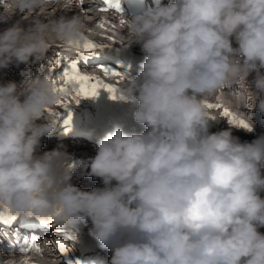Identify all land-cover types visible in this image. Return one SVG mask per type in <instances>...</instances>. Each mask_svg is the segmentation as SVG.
I'll return each mask as SVG.
<instances>
[{"label":"clouds","instance_id":"obj_1","mask_svg":"<svg viewBox=\"0 0 264 264\" xmlns=\"http://www.w3.org/2000/svg\"><path fill=\"white\" fill-rule=\"evenodd\" d=\"M93 2L0 0L8 25L0 69L39 61L50 68L53 47L92 34L91 9L81 5ZM121 20L120 43L139 45L143 59L137 75L113 86L141 130L112 123L88 162L103 186L83 190L71 183V156L39 151L55 125L37 121L67 99L54 91L62 79L0 83V210L51 216L61 228L90 221L110 264H264V135L241 142L231 129L210 132V118H219L207 106L243 87L248 108L264 114V0H155ZM243 120L254 129L250 116ZM6 236L16 243L14 232ZM39 248L0 252V264H43L50 249L44 241Z\"/></svg>","mask_w":264,"mask_h":264},{"label":"snow or ice","instance_id":"obj_2","mask_svg":"<svg viewBox=\"0 0 264 264\" xmlns=\"http://www.w3.org/2000/svg\"><path fill=\"white\" fill-rule=\"evenodd\" d=\"M81 6L82 8L86 9L85 4L82 3ZM94 8H97L101 12L115 10V12L122 14L120 0H102V6L98 5L94 6ZM120 23L122 24L123 21L121 20ZM100 24L103 26V21H100ZM101 47H104V45L94 43L89 39H84L82 42L69 43L67 47H61V50L55 54L54 60L50 62L52 66L49 68L50 70H61L60 74L56 76L62 79L63 84L57 88H54V91L70 97L72 100H75L76 104H78L82 98L95 97L98 95L99 89H104L111 94L113 99H117V89L113 85L104 83L98 77L85 74V72L82 70L87 67L82 66L81 61H86L87 58L92 55L93 49ZM99 70L102 71L105 76H121L119 72L109 69L99 68ZM53 83L55 84L56 81L54 80ZM58 105L62 108H68L70 106L69 103L65 102L64 100L58 101ZM207 106L209 109H220L222 107L220 104L213 103H210ZM221 115L226 117L231 124H234L238 127H249L243 119L238 118L227 108H223ZM70 121L71 112H69L68 119L65 120L64 123L70 124ZM14 219V214H11L6 210L0 212V222L7 224ZM41 220L45 223L49 221H55L51 216L41 217ZM55 245L62 254L69 250L67 245L59 239L55 241ZM25 251L36 252L38 254L41 253L40 248L35 243V238H33L32 243L28 245Z\"/></svg>","mask_w":264,"mask_h":264},{"label":"bare ground","instance_id":"obj_3","mask_svg":"<svg viewBox=\"0 0 264 264\" xmlns=\"http://www.w3.org/2000/svg\"><path fill=\"white\" fill-rule=\"evenodd\" d=\"M95 2V1H94ZM97 2V1H96ZM85 4H88V3H85ZM96 4V3H95ZM99 4V3H98ZM98 4H96V5H98ZM95 5V6H96ZM93 6V5H92ZM91 6V7H92ZM89 8V7H88ZM0 9H2V8H0ZM50 9V8H49ZM49 9H47V12H48V10ZM2 11H3V9H2ZM95 12H97L96 10H95ZM107 17H105V18H107V21L108 22H110L109 20H113V18L111 17V14L109 15H107V14H105ZM105 15H103V16H105ZM19 17H14L13 19L15 20V19H18ZM95 18H99V20H101L102 19V13L101 12H97V13H95V16H94V18L93 19H95ZM105 18H104V20H105ZM93 19L91 20V21H89V23H88V27H92L91 25H92V23H93ZM96 20V19H95ZM98 20V19H97ZM104 23V22H103ZM112 24V23H111ZM121 24V23H120ZM104 25H105V23H104ZM6 26H8V25H6ZM106 26V25H105ZM110 26V25H109ZM99 29V28H98ZM100 30H103L102 28H100ZM100 30H98V31H100ZM101 32V31H100ZM102 32H105V34H107V31H105V30H103ZM109 36H111L112 38H111V40L113 41V42H119V41H124L126 38H125V36L124 35H118V34H116V35H109ZM94 36L92 37V38H90V37H88V39H91V41L93 40L94 41ZM234 46H235V43H234ZM102 68H106V69H111L112 67L110 66V65H106V66H104V67H102ZM45 70V69H44ZM83 70V69H82ZM113 71V70H112ZM60 73V70L58 71V74ZM90 74L92 75V76H95V77H98L99 75H101V74H99V73H96L95 71H90ZM102 77H98L100 80H102L104 83H109V84H115V79H116V77H114V76H105V75H101ZM110 79H109V78ZM239 89V88H238ZM236 90V89H235ZM104 92V91H103ZM227 99L228 100H233L236 104H238V105H240V109H239V111L237 112V113H234L237 117H240L241 115H243L244 113H246L248 116H250L251 117V119L253 120V121H255L256 122V126L254 127V129H252V130H250L249 132H246L245 134H246V136H248V138H252V139H256L257 137H259V136H261V135H264L263 134V132L262 133H260L262 130L261 129H264V121L260 118V117H255V116H253L251 113L249 114V110L247 109V107L244 105V104H242V102L241 101H239L238 99H236V97H221L220 99H217V100H215L216 101V104H220V105H223L224 106V104H229V103H227ZM94 100H95V97H89V98H83V100L82 101H79V104H77V105H79V106H77V107H79L80 108V110L81 109H85V114H86V116L84 117V118H86L87 116H91V118L93 119V118H98V116H100V115H102L101 113H111V111H113V110H116V113H118L119 111H123L124 110V107H125V105H126V103H124V102H121L120 100H118V99H113L112 98V96H111V94L109 93V92H105L104 93V95H99V97H98V103H99V108H96V107H92L91 106V104L92 103H94ZM73 103H74V105L76 106V102H75V100L73 101ZM95 105V104H94ZM227 109H228V106H227ZM80 110H77L75 113H73V112H71V120H74V121H78V120H81V116H80ZM134 110V107L132 108V111ZM215 110H218V109H215ZM230 110H232V109H230ZM234 111V110H233ZM113 115V114H112ZM247 117V116H246ZM245 117V118H246ZM241 119V118H240ZM261 130V131H260ZM67 137V138H66ZM66 137H65V140H75L76 141V139H78V135H76V134H73V133H68V134H66ZM58 138H54L53 140V143H50V144H48V145H44V144H46L45 143V139L44 140H42V142H41V146H43L42 148H44V149H42L41 151H44V150H46V151H50V150H52V149H56V148H61V146H62V143H63V140H57ZM66 141V142H67ZM81 141V140H80ZM65 142V143H66ZM69 143H70V141H69ZM77 144V143H76ZM83 144V143H82ZM82 144L81 143H79V144H77L78 146H79V149H80V147H82ZM64 145V144H63ZM68 146V145H67ZM65 148V147H64ZM70 149V148H69ZM68 149V150H69ZM78 149V148H77ZM64 151V150H63ZM42 153V152H41ZM70 154V153H69ZM102 183V182H101ZM101 186H103L102 184H101ZM86 188H87V186H86ZM90 188L91 187H88V190H90ZM26 221V218L24 217V219H21L20 220V222L21 223H19V225H22L23 223L22 222H25ZM90 223V221L86 224L87 226H85L84 225V227H82V225L83 224H78V229H83L84 231H85V233H82V234H84V235H87V233L89 234V229L91 228V223ZM12 249V248H11Z\"/></svg>","mask_w":264,"mask_h":264},{"label":"rangeland","instance_id":"obj_4","mask_svg":"<svg viewBox=\"0 0 264 264\" xmlns=\"http://www.w3.org/2000/svg\"><path fill=\"white\" fill-rule=\"evenodd\" d=\"M98 4V2H93V3H88V4H85V6H86V9H91L88 13H87V16H88V23H89V21H91L93 18H94V16H95V13H97L98 12V10H97V8H94V6L96 5V4ZM93 5V6H92ZM92 6V7H91ZM97 6V5H96ZM89 7V8H88ZM95 10L97 11V12H95ZM0 11H2V9H0ZM48 14H54V15H56V16H58V15H60L61 14V12L60 11H58V10H56V11H54V9L53 8H50L49 10H48V12H47ZM68 15H73L74 13L73 12H69V13H67ZM96 19V20H95ZM95 19H93V23H92V27H88L89 29H91L92 31H94V32H97L98 30H95V29H100V28H102L103 30H105V31H107V34L108 35H116V34H118V35H124L125 36V29H124V27L122 26V24H120V23H117V24H114L113 26H111V23H109L110 24V26L108 25V26H105L104 25V23H103V26H101V24H100V21H102V20H99V18H95ZM98 19V20H97ZM7 24H3V23H0V31H2L4 28H6L7 26H6ZM98 32H100V31H98ZM105 33V32H104ZM90 38H92L93 36L92 35H90L89 36ZM126 38V37H125ZM24 64H21L19 67H17V66H15V65H12L11 66V68H12V71L13 72H15V74H12V71H10V72H2V73H0V83H6V82H8V81H15V82H17V84L19 85L20 83H21V81H23V80H26V79H29V78H31V77H33V76H35L34 75V73H32V74H29L28 73V70H23V68H24ZM1 71V70H0ZM84 71V70H83ZM85 72V74H88V75H91L90 74V71H84ZM99 78L100 77H102L101 75H99L98 76ZM253 78V76H249V80H251ZM110 79V78H109ZM107 84H109V83H107ZM111 85V84H110ZM113 85V84H112ZM104 91V92H103ZM105 92H107V91H105L104 89H99L98 90V95H96L95 96V100H94V103H92L91 104V106L92 107H96V108H99V103H98V97H99V95H104V93ZM83 100V98L80 100V101H82ZM227 103H229L228 101H227ZM79 104V103H78ZM95 104V105H94ZM77 105V104H76ZM230 105V103L228 104V106ZM232 110L231 111H233V110H235V108H231ZM217 113H219V112H217ZM241 116H243V115H241ZM217 117V116H216ZM221 117H223L222 115H221ZM241 118V117H240ZM247 118V117H246ZM245 118V116L243 117V118H241V119H246ZM41 121H39V123H40ZM220 127L222 128V130H226V129H230V127H228V126H226V123H225V119L224 118H221L220 119ZM235 129H236V131H237V133H234L233 134V132H232V135L234 136V137H237V138H239V140L241 141V142H251V141H253L254 139H252V138H248V136H246L245 134H244V131H246L245 130V128L244 127H238V126H236V125H234L233 126ZM262 130V131H261ZM260 131V133H262L263 132V130L264 129H261ZM235 131V132H236ZM264 134V133H263ZM66 137V136H65ZM65 137L64 138H60V139H57V140H63V143H62V146H61V148H60V150H64L69 156H71V158H72V160H71V162L73 163V165H75L76 164V161H75V159H76V156L75 155H78L79 153H81L82 151H84V145L82 144V142L80 141V140H78V139H76V141L75 140H65ZM67 138V137H66ZM44 140V139H43ZM45 141V143L46 144H44V145H48V144H50V143H53V141L54 140H44ZM67 141V142H66ZM69 141H70V143H69ZM66 142V143H65ZM79 144V143H81L82 144V147H80V149H79V146L77 145V144ZM64 144V145H63ZM68 145V146H67ZM41 147H43V146H41ZM65 147V148H64ZM70 148V149H69ZM78 148V149H77ZM42 149H44V148H42ZM69 149V150H68ZM70 153V154H69ZM75 156V157H74ZM74 157V158H73ZM71 183H73L74 185H77L78 183H77V180L76 181H72V178H71ZM83 190H88V188H86V187H84V188H82ZM91 223V222H90ZM89 223V224H90ZM92 226V225H91Z\"/></svg>","mask_w":264,"mask_h":264},{"label":"trees","instance_id":"obj_5","mask_svg":"<svg viewBox=\"0 0 264 264\" xmlns=\"http://www.w3.org/2000/svg\"><path fill=\"white\" fill-rule=\"evenodd\" d=\"M261 229H263V228H261Z\"/></svg>","mask_w":264,"mask_h":264}]
</instances>
